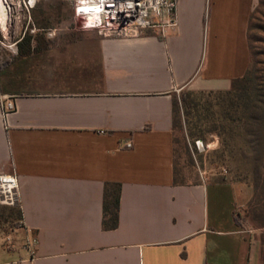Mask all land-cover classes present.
<instances>
[{"label": "crops", "instance_id": "obj_1", "mask_svg": "<svg viewBox=\"0 0 264 264\" xmlns=\"http://www.w3.org/2000/svg\"><path fill=\"white\" fill-rule=\"evenodd\" d=\"M258 1L178 0L165 37L96 33L75 49L78 71L0 108V173L16 174L20 190L6 211L25 225L0 264H264L260 238L236 221L237 184L175 182L173 112L182 89L228 90L247 72ZM107 183L121 184L113 229Z\"/></svg>", "mask_w": 264, "mask_h": 264}, {"label": "rangeland", "instance_id": "obj_2", "mask_svg": "<svg viewBox=\"0 0 264 264\" xmlns=\"http://www.w3.org/2000/svg\"><path fill=\"white\" fill-rule=\"evenodd\" d=\"M5 1L10 17L6 23L0 19V93L20 94L38 90L54 81L67 79L71 73L78 71L74 61L75 49L86 44L97 32L79 27L70 0H36L34 4L31 0ZM43 12L49 16L50 27L46 29L35 25V14L43 18ZM256 12V22L263 26L264 7L259 6ZM28 35L34 38L31 49L29 51L25 43L21 52L19 42ZM252 35L255 37L253 45L261 51L264 32L259 29L252 31ZM181 118L183 127L176 129V163L180 176L188 182L225 179L237 184L240 195L237 212L241 226L249 231L254 240L264 236V228L260 227L263 220L259 216L262 211L258 210V215L252 214L256 203L252 183L254 176L251 166L244 162V152L227 143L229 136L226 138L218 132H207L204 140L193 139L188 134L184 113H181ZM6 207L0 204L2 248L7 247L5 239L11 228L17 225V222L11 221Z\"/></svg>", "mask_w": 264, "mask_h": 264}, {"label": "trees", "instance_id": "obj_3", "mask_svg": "<svg viewBox=\"0 0 264 264\" xmlns=\"http://www.w3.org/2000/svg\"><path fill=\"white\" fill-rule=\"evenodd\" d=\"M259 6L264 7V0H259ZM257 8L252 13L249 22L251 61L247 72L233 79L231 88L228 90L182 89L180 94L173 95V112L175 131L178 126L183 127L181 113H184L188 134L193 139L204 140L207 132H218L226 138L229 136L226 139L227 143L244 152L242 153L246 155L244 162L251 166L254 176L252 183L256 203H254L252 214H257L258 210L262 211L259 213L263 220L260 227L264 228V39H262V50L260 51L253 45L255 37L252 35V31L255 32V30L261 29L264 32V25L259 26L256 22ZM40 16L36 14L34 16L37 28L50 27L47 12H43V18ZM33 39L31 35L22 38L19 42L21 52L24 51L25 43L28 44L30 51ZM215 108L218 109L214 111ZM208 125L209 127L206 128ZM175 182H188L180 176L177 163L175 164ZM218 182L231 181L221 179ZM120 189V183H107L105 188L103 226L107 229L116 228L119 224ZM13 214L15 217L11 221L18 223L23 220L19 209ZM235 218L241 225L238 212H235ZM260 242L264 258V236H261Z\"/></svg>", "mask_w": 264, "mask_h": 264}, {"label": "built area", "instance_id": "obj_4", "mask_svg": "<svg viewBox=\"0 0 264 264\" xmlns=\"http://www.w3.org/2000/svg\"><path fill=\"white\" fill-rule=\"evenodd\" d=\"M74 18L80 28L96 31L111 38H135L153 30L161 36L169 35L178 25V0H70ZM17 94L0 93V108L5 113L16 109ZM132 147V142L126 143ZM0 204L20 207L19 180L14 173H0ZM5 243L15 248L13 234L23 228L20 220ZM38 236L28 233L23 242L31 258L37 254Z\"/></svg>", "mask_w": 264, "mask_h": 264}, {"label": "bare ground", "instance_id": "obj_5", "mask_svg": "<svg viewBox=\"0 0 264 264\" xmlns=\"http://www.w3.org/2000/svg\"><path fill=\"white\" fill-rule=\"evenodd\" d=\"M35 2L36 0H31V4H34ZM5 3V0H0V19L3 23H6L8 17H10L8 13L9 9Z\"/></svg>", "mask_w": 264, "mask_h": 264}]
</instances>
